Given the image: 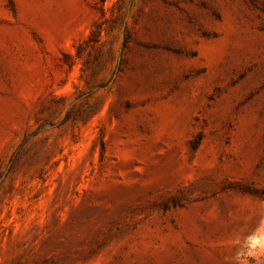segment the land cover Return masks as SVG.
<instances>
[{"label": "rangeland", "instance_id": "obj_1", "mask_svg": "<svg viewBox=\"0 0 264 264\" xmlns=\"http://www.w3.org/2000/svg\"><path fill=\"white\" fill-rule=\"evenodd\" d=\"M262 221L264 0H0V264H236Z\"/></svg>", "mask_w": 264, "mask_h": 264}, {"label": "clouds", "instance_id": "obj_2", "mask_svg": "<svg viewBox=\"0 0 264 264\" xmlns=\"http://www.w3.org/2000/svg\"><path fill=\"white\" fill-rule=\"evenodd\" d=\"M246 250L237 252L236 264H264V221L246 238Z\"/></svg>", "mask_w": 264, "mask_h": 264}]
</instances>
